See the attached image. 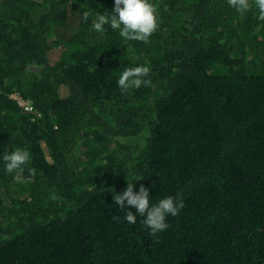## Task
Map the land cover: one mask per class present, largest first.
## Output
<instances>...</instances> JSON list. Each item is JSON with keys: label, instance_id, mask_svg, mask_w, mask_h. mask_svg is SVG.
Instances as JSON below:
<instances>
[{"label": "trees", "instance_id": "1", "mask_svg": "<svg viewBox=\"0 0 264 264\" xmlns=\"http://www.w3.org/2000/svg\"><path fill=\"white\" fill-rule=\"evenodd\" d=\"M150 2L145 43L92 29L114 0H0V157L30 153L23 182L0 159V264H264V21ZM136 178L184 200L156 236L114 203Z\"/></svg>", "mask_w": 264, "mask_h": 264}, {"label": "clouds", "instance_id": "2", "mask_svg": "<svg viewBox=\"0 0 264 264\" xmlns=\"http://www.w3.org/2000/svg\"><path fill=\"white\" fill-rule=\"evenodd\" d=\"M230 7L240 14L248 12L253 6L258 10L257 19L264 21V0H227ZM85 21L89 13H83ZM106 26L118 30L119 35L126 40L148 42L150 36L158 27L157 13L150 0H114V7L111 11L105 10L103 14L96 12L92 22V29L97 33H103ZM150 65L147 63L135 67H126L119 75L116 83L120 90L127 91L130 88H139L147 84L145 79L150 73ZM5 164L7 172H16L14 179L23 182L25 177L21 175L30 160V153L26 149L17 148L7 151L0 157ZM28 178L35 175L36 170L28 167ZM128 182L126 188L120 194L114 195V203L121 209H126L124 219L129 224L137 222V216L142 217L141 223L145 225L152 236L164 232L168 227L167 217L177 216L184 208V200L177 193L175 196H166L158 202L150 201L149 190L140 185L138 191H134L136 180ZM135 209V213L131 210Z\"/></svg>", "mask_w": 264, "mask_h": 264}, {"label": "built area", "instance_id": "3", "mask_svg": "<svg viewBox=\"0 0 264 264\" xmlns=\"http://www.w3.org/2000/svg\"><path fill=\"white\" fill-rule=\"evenodd\" d=\"M18 100H19L20 104L23 105V102H22L20 99H18ZM26 108H27V107H26ZM28 108H29V107H28Z\"/></svg>", "mask_w": 264, "mask_h": 264}, {"label": "rangeland", "instance_id": "4", "mask_svg": "<svg viewBox=\"0 0 264 264\" xmlns=\"http://www.w3.org/2000/svg\"><path fill=\"white\" fill-rule=\"evenodd\" d=\"M13 96H15V98H16L17 100L19 99L16 95H13Z\"/></svg>", "mask_w": 264, "mask_h": 264}]
</instances>
